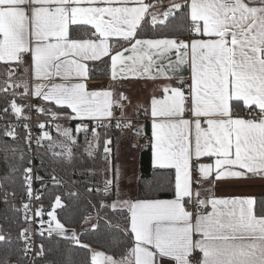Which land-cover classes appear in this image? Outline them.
Wrapping results in <instances>:
<instances>
[{"label":"snow or ice","instance_id":"1","mask_svg":"<svg viewBox=\"0 0 264 264\" xmlns=\"http://www.w3.org/2000/svg\"><path fill=\"white\" fill-rule=\"evenodd\" d=\"M151 7L144 0H0V63L26 65L32 79L31 86L12 82V70L0 85L5 97L0 134L23 136L29 147L34 140L63 163L73 159V132H82L88 156L95 158L102 149L108 161L110 128L141 134V126L124 115L128 97L119 83L168 81L157 86L162 95L151 99L150 147L152 167L165 174L173 194L123 198L118 168L102 189L84 185V193L73 191L76 182L53 168L46 175L62 191L52 192L28 159L19 189L0 183V203L11 213L9 226L0 225V264H40L49 249L36 243V235L90 254L82 264H264V196L217 197L212 191L218 181L264 182V0H181L162 13L149 12ZM146 16L152 37L144 35ZM97 72L107 86L90 83ZM28 98L46 105L17 103ZM33 110L41 130L37 137L31 132ZM49 118L79 123L74 130L56 124L63 137L56 140L46 130ZM149 194L157 193L149 187ZM82 196L97 199L87 203L97 214H82L78 232L60 221L58 210L67 211ZM45 198L51 210L44 207ZM109 211L124 216L123 228L112 225ZM101 221L131 245L119 259L97 251L95 241L84 242L85 234L101 233ZM110 238L114 247L125 243L118 235Z\"/></svg>","mask_w":264,"mask_h":264},{"label":"trees","instance_id":"2","mask_svg":"<svg viewBox=\"0 0 264 264\" xmlns=\"http://www.w3.org/2000/svg\"><path fill=\"white\" fill-rule=\"evenodd\" d=\"M159 0H149L150 3L157 2ZM177 15H179L177 13ZM144 35L146 37H152L153 31L151 23L144 25ZM107 59V58H106ZM5 67L0 65V74H4ZM97 76H100L97 72ZM3 100V99H2ZM0 100V103L1 101ZM60 111V109H56ZM145 129V136L148 135L149 125L148 122L142 123ZM1 126V125H0ZM98 131L103 132L102 129ZM111 135L115 134L117 131L115 127L109 129ZM90 138V135H89ZM138 148V168H139V177L136 183V192L135 198H170L172 197V192L168 191L167 183L165 182V174L161 173L158 170H154L151 163V148L149 145L142 146L139 144ZM85 134L79 133L77 136V144L73 146V159L69 161H64L63 163L59 161H54L52 159V153L46 151L45 147L38 149V171L41 176L45 177V180L50 182L46 173L51 172L53 168L56 169V172L59 176L63 177L64 180H71L76 182V187L72 188L73 191L77 189L84 193V185L103 188V170L106 167V160L102 158L103 153L102 149L98 154L95 155V158L88 156L85 151ZM13 149L15 151H13ZM58 150V149H56ZM59 151V150H58ZM23 157V160H21ZM28 152L25 149L22 139L13 140L10 137H6L0 134V183L7 185L9 188L15 187L19 189V180L21 177L20 170L25 166L28 160ZM169 177L174 178V171L168 173ZM163 184L164 187L160 188L159 186ZM71 187V185H69ZM149 187L153 189L157 194L150 195ZM52 192L59 193L61 189L56 188L53 185L49 186ZM66 194V189L63 190ZM115 192L113 191L112 200L115 197ZM47 193L45 196L47 197ZM264 195H258L261 197ZM88 200H91L93 204L97 203V199L93 197L82 196L79 200L73 201V207L67 211L58 210V218L62 223H65L66 227L75 228L77 231H81L83 227V220L81 215L87 212H91L93 218L97 214L95 208H88ZM111 200L105 201L109 203ZM67 203V200H65ZM79 204V207L75 205ZM44 207L48 210L49 208V199H44ZM105 213L101 211V216H104ZM107 215L111 218L113 226H119L123 228L125 226L124 216L120 213L108 212ZM11 216L10 212L5 211V206L3 203H0V225L5 227L9 226V220L7 217ZM47 217V216H46ZM70 221H75L74 223ZM95 223V219L92 220ZM102 231L100 234H85L84 242L95 241L92 243L93 248H97L102 252H105L109 255H114L115 257H120V254L125 250L126 247H130L128 244L127 237L120 233H109V230L103 225L101 221ZM12 230L15 233V226H12ZM111 235H118L122 243L119 248L114 247L111 241ZM44 242L46 247L49 249L46 254V258L40 261V264H82V262L90 255L85 253L83 250L76 247L70 246L67 242L60 240L58 243L55 241L49 242L47 240H42L37 236V244Z\"/></svg>","mask_w":264,"mask_h":264},{"label":"crops","instance_id":"3","mask_svg":"<svg viewBox=\"0 0 264 264\" xmlns=\"http://www.w3.org/2000/svg\"><path fill=\"white\" fill-rule=\"evenodd\" d=\"M181 0H176L175 3H179ZM145 3H149L151 5H154V3H150L149 0H144ZM164 10L167 9H158V7H151L149 9V12L151 13H162ZM146 20L149 21L150 23V17L146 16ZM148 23V24H149ZM127 46V45H125ZM3 67H7L8 65L0 63ZM13 66H16L15 64H12ZM26 67V65H25ZM98 78L95 80H92L90 83L95 85V84H105L107 86V78L106 77H101L97 76ZM57 82H60L57 79ZM165 83H169L168 81L165 80H157V81H151L147 79H130V80H124L119 83V90L124 93L128 97V101H125V108H124V114L126 117H130L134 115L138 111H142L145 115V109L149 111V115H145V120H143L141 123H138L136 125L141 126V134L139 135L137 142H132V138L134 133L132 131H128L127 134L117 131L115 134L111 135V138L113 140V153H112V159L114 160L116 158L117 154V146L125 151H130L132 154V157H135V162L133 163V167L137 168L138 174L133 177V180L130 179L129 181H125L126 177L123 178L125 181L124 185L125 188L121 192V196L126 199H137L134 197L135 192H136V183L137 179L139 177V168H138V152L136 154L135 151H138V148L140 147H132L131 145L133 143H138L141 141L142 137L145 136L146 132L143 126V122H148L149 129H148V135L151 137V116H150V105H151V99L153 96L160 97L162 93L158 90V85H163ZM31 86V85H30ZM37 102V106H45L46 102L35 98ZM142 106V107H140ZM53 109L55 110V106H52ZM66 112H70V110H63ZM59 125L63 128L65 126L75 129L73 124H67V123H59ZM57 130L55 127V131L53 133V138H55L57 134ZM150 146V142L148 144ZM151 148V147H150ZM135 155V156H134ZM151 163H152V149H151ZM106 169H107V164L105 169L103 170V178L104 180L106 178ZM111 178H114L115 176V170L113 168ZM119 187V186H118ZM115 191V187L113 188ZM212 191L215 193L217 197H229V196H247V195H264V182H261L259 180H241V181H218L217 182V187L212 189ZM170 198H159V199H171ZM116 199V196L114 197L113 200ZM111 203V201L109 202ZM117 258V257H116Z\"/></svg>","mask_w":264,"mask_h":264},{"label":"built area","instance_id":"4","mask_svg":"<svg viewBox=\"0 0 264 264\" xmlns=\"http://www.w3.org/2000/svg\"><path fill=\"white\" fill-rule=\"evenodd\" d=\"M24 68H25V66L17 67V66H13V65H11V66L8 65L5 68L4 74H0V85H4L5 84V82L8 80V73L10 71H12V70L15 71V75L12 77V82L20 83V82H23V81H27L29 83V85H31L32 84L31 74H30V72L29 73H25ZM22 90L23 89H16L17 93L21 92ZM12 91H13V89H11V88L8 89L9 98L11 97V92ZM4 98H5L4 94L0 93V100L3 99L0 104H3ZM25 102L30 103L31 105L37 106V102H36L35 98H28L26 101H21V100L17 99V103L18 104L19 103H25ZM114 112L118 116L120 110L119 109H114ZM25 113L26 114L28 113V109H25ZM31 115H32L31 132H32L33 137H37V136L41 135V130H39L37 128V126H36V124H37V114L33 110ZM127 118H131L133 124L136 125L138 123H141L143 120H145V115H144V113L142 111H138L134 115H132L130 117H127ZM9 119L12 120L14 123L16 122L14 117H10ZM39 120H40V122H45V117L40 116ZM4 123H5V121L3 119H0V125L2 126ZM59 123L73 124L74 127L76 128V125L79 123V121L66 120V119H58L56 121H53V120H51L49 118V119H47V124L49 125V127L46 130L49 131L50 134L53 136V133L55 131V125L59 124ZM18 131L22 132L23 130L22 129H18ZM21 139H22V142H23V145H24L25 149L28 152V155H29L28 159H31L32 160V166L34 168L38 169V149L41 148V147L37 146L34 140L31 143V147H29L28 143L23 139V136H21ZM149 142H150V136H144V137H142V139L140 141V144L143 145V146H147L149 144ZM47 143H48L47 141L43 142L44 145H46ZM26 164H27V162H26ZM26 164H25V166H26ZM46 182H48V181H46ZM48 183H49V186H50L51 182H48ZM34 186L37 187V188L40 187L39 183L35 184ZM44 218L47 219L46 216ZM34 227H36V226L34 225ZM37 236L38 235L34 236V239L36 240V243H37Z\"/></svg>","mask_w":264,"mask_h":264},{"label":"rangeland","instance_id":"5","mask_svg":"<svg viewBox=\"0 0 264 264\" xmlns=\"http://www.w3.org/2000/svg\"><path fill=\"white\" fill-rule=\"evenodd\" d=\"M176 0H159L157 2L154 3L153 7H158V9H168L172 3H175ZM166 11V10H164ZM65 128H69L67 126H65ZM71 129V128H70ZM128 132V131H127ZM74 136H76V139H77V136L79 133H75L73 132ZM139 136H136L135 134L133 135V138H132V142H137V139H138ZM56 140H62L63 137H60L59 134L57 133L55 138ZM91 139V136L90 138ZM140 143V142H139ZM143 146V145H142ZM87 147V146H86ZM58 149V148H57ZM60 151V149H58ZM55 149V151H58ZM136 154L138 151H135ZM135 156V155H134ZM103 158V156H102ZM135 157L133 158L132 157V154L130 153V151H125L123 152V150H121V148H119V146H117V154H116V158L113 160L112 159V155L110 156L109 160L106 161V164H107V169L109 167H111L112 169L114 168L115 169H119V181H118V186H119V190H120V193L123 191V189L125 188L124 183L125 181H129L130 182V179L133 180V177L135 175L138 174V170L137 168H134L133 167V163L135 162ZM112 174V171H106L105 175H106V178H111V175ZM126 177V180L124 181L123 178ZM114 191V190H113ZM115 192V191H114ZM93 223V222H92ZM77 230V229H76ZM97 251H101L97 248H95ZM102 252V251H101ZM109 255V254H108ZM116 258V257H115ZM120 257H117V259H119Z\"/></svg>","mask_w":264,"mask_h":264}]
</instances>
